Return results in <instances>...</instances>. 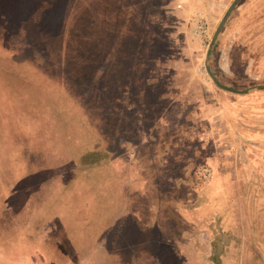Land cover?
Listing matches in <instances>:
<instances>
[{
    "label": "rangeland",
    "instance_id": "1",
    "mask_svg": "<svg viewBox=\"0 0 264 264\" xmlns=\"http://www.w3.org/2000/svg\"><path fill=\"white\" fill-rule=\"evenodd\" d=\"M219 1L215 13L201 5L193 19L180 20L177 17L188 0H0V220L3 205L11 204L31 185L26 179L29 173L40 168L46 177L41 182L61 184L51 186L52 192L40 201L41 233L33 226L39 242L32 244L39 246L49 264L72 263L71 252L78 253L79 241L87 253L101 249L109 259L114 253L128 258L130 252L142 249L143 243L135 245V241L143 242L145 231L156 238L153 228L144 227L143 233L135 230L133 222L138 219L129 221L128 213L113 224L115 193L121 188L113 179L117 173L102 165V152L85 156L90 154L88 148L95 147L83 128L87 120L102 129L110 149L116 148L117 141L146 138L157 159L177 156L189 163L196 186L217 167L209 159L214 156L223 159L221 172L245 171L240 163L243 144L234 129L241 93L216 86L204 62L227 87L261 90L255 87L264 84V0L251 5L249 0H237L205 58L212 32L231 0ZM176 3L182 8L176 9ZM214 91L226 100L212 97L202 99L200 105L194 99ZM229 100L232 109L227 108L229 118L224 120L220 107ZM210 102L219 112L214 120L207 113ZM53 126L61 136L47 141ZM75 142L82 147L71 148ZM54 151L63 154L56 158ZM64 160L67 169L57 181L55 166ZM83 163L86 167L69 170ZM136 172L143 174V169ZM241 181L238 187L245 186ZM137 183V189L147 190L141 180ZM69 190H74L72 195H67ZM133 191L129 206L137 207L142 216L149 193ZM68 204L72 214L66 213ZM14 214L9 211L7 217ZM16 252L14 247L12 254ZM3 261L0 248V264Z\"/></svg>",
    "mask_w": 264,
    "mask_h": 264
},
{
    "label": "crops",
    "instance_id": "2",
    "mask_svg": "<svg viewBox=\"0 0 264 264\" xmlns=\"http://www.w3.org/2000/svg\"><path fill=\"white\" fill-rule=\"evenodd\" d=\"M256 1L249 0L251 3L248 5ZM219 4H221L219 0H188V4L183 7L177 19H193L195 13H199L201 5L212 8L215 13L218 11ZM175 8L181 9L182 4L176 3ZM258 11L257 9L256 12ZM149 16L153 18L154 14L151 13ZM262 74H264V66ZM212 97L226 100L225 96L222 97L216 91L204 94L202 98L201 94H197L194 99L201 105L202 99L211 100ZM238 97L241 99L240 113L238 127L236 125L234 129L238 130L239 140L243 144L240 146L244 148L243 163L241 160L240 163L245 171L241 169L237 175L226 171L221 172L218 169L223 159L214 156L209 159L217 167L214 170L211 168L213 171L210 176L199 186L194 184L193 175H189V163L183 162L177 156L169 160L154 157L151 140L147 141L145 138L143 141L134 139L125 142L117 141L116 148L110 149L107 147L104 132L100 131L102 129L95 124H89L87 120L83 128L88 130L90 141L95 142V144L92 142L95 147L88 148L86 152L90 154L85 153V156L102 152L101 154L105 156L102 165L112 168L117 173L113 179L117 180V188H121L120 193L115 190L118 203L114 210L116 215L113 224L118 223L128 213L129 221L138 219L137 222L135 221L137 226L133 222L135 230L143 233L141 229L144 227L153 228L156 238L146 235L145 231L143 242L135 241V245L143 243L140 246L142 249L138 247V252H130L128 255L131 256L128 258L117 257L114 253L109 259H105L106 256L101 249L87 253L86 245L80 246L82 242L79 241L78 253L71 252L73 262L70 264H103L104 260L110 261V264H262L261 259L264 260V186H262L264 181V89L255 91L248 89L238 94ZM232 104L229 100L227 104L221 105L220 116L224 120L229 118L226 110L228 108L229 112ZM207 107L208 115H212L213 119L212 116L210 118L214 120L217 106L210 102ZM213 129L210 128V130ZM48 130L47 141L52 138L56 141L60 138L61 133L57 127L53 126ZM69 139L73 140V137ZM212 140L216 142L215 137ZM41 141L43 142V139ZM82 145L80 142L71 143V148L76 149ZM53 154L58 158L63 153L54 151ZM83 164L69 166V170L86 167L85 163ZM55 167L53 177L59 181L67 169L65 160ZM47 168L50 169V167ZM137 168H142L143 174H137ZM43 172L42 174L45 173ZM45 178L41 176L40 168L36 173H29L26 179L31 185L23 188V194L16 196L12 202L14 204L3 205V218L0 220V234L3 232L0 235V242L3 239V246L0 247L3 249V264H22V261L24 264H49L39 246L33 245L39 242L34 235V224L37 229L39 228L37 232L41 233L38 223L40 201L43 196L52 192V183L47 185L41 182ZM74 180L76 181V178ZM140 180L147 190L137 189V181ZM238 180H242L241 184L244 183L245 186L238 187ZM56 184L53 188L62 186ZM1 185L3 184H0V187ZM131 189L135 192L149 193L146 195L147 205L143 206L145 214L142 216L137 214V207L129 206ZM77 190L76 194L81 196V189ZM69 192L67 195H72L74 190ZM70 207L68 204L64 208L67 209L66 213L72 214L74 211ZM9 211L15 214L7 217ZM57 214L58 212H54V216ZM140 214H142L141 211ZM25 229L28 230L24 234L14 237ZM20 245L24 247L20 248ZM14 247L17 249L15 255L12 254ZM52 255L48 256V259Z\"/></svg>",
    "mask_w": 264,
    "mask_h": 264
},
{
    "label": "water",
    "instance_id": "3",
    "mask_svg": "<svg viewBox=\"0 0 264 264\" xmlns=\"http://www.w3.org/2000/svg\"><path fill=\"white\" fill-rule=\"evenodd\" d=\"M237 0H231L229 2V4L227 5V7L225 8L223 14L221 15L218 23L216 24L213 32H212V35H211V38L207 44V47H206V53H205V58L207 57L208 53H209V50L211 48V45H212V42L213 40L215 39V36L217 35L220 27L222 26V24L224 23V21L226 20L227 18V15L229 14V12L231 11V9L233 8V6L235 5ZM204 69L208 75V77L210 78V80L216 85L218 86L219 88L223 89V90H226V91H230V92H233V93H244L246 92L248 89L250 90L251 88H248V89H243V90H236V89H233V88H230V87H227L221 83H219L214 77L213 75L210 73V71L208 70L207 66H206V62H204ZM255 88L257 89H264V84L262 85H257Z\"/></svg>",
    "mask_w": 264,
    "mask_h": 264
},
{
    "label": "built area",
    "instance_id": "4",
    "mask_svg": "<svg viewBox=\"0 0 264 264\" xmlns=\"http://www.w3.org/2000/svg\"><path fill=\"white\" fill-rule=\"evenodd\" d=\"M204 29H203V23L202 22H200V24L198 25V31H203ZM207 173V170L206 169H202V174H203V176L205 175Z\"/></svg>",
    "mask_w": 264,
    "mask_h": 264
}]
</instances>
